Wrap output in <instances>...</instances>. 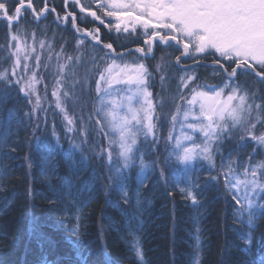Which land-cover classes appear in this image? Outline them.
Masks as SVG:
<instances>
[{
    "label": "snow or ice",
    "instance_id": "obj_1",
    "mask_svg": "<svg viewBox=\"0 0 264 264\" xmlns=\"http://www.w3.org/2000/svg\"><path fill=\"white\" fill-rule=\"evenodd\" d=\"M63 4L61 15L54 0H0V105L13 96L17 104L24 105L22 115L15 107L9 109V129L13 122L19 125L26 120L39 151L40 138L35 133L42 122L47 126L49 108H54L62 114L66 131L74 132L77 120L69 115L67 105L75 103L77 90L83 91L94 78L93 111L88 113L87 121L81 116L79 122L83 127L94 121L102 141L107 142L94 145L92 154L108 169L109 189L117 191L128 205L133 195L125 175L129 169L138 166L141 173L159 169L165 179L168 170L173 169L187 177L183 186L177 185L179 193L197 205L198 178H192L191 173L197 166L209 173L217 171L215 158L221 156L219 171L209 179L217 184L223 181L234 201L237 223L243 225L244 217H248L247 233L234 229L243 242V247L236 246L237 251H248L258 219L253 211L258 203L254 197L264 192V160L253 163L256 146L264 147V0H63ZM48 15H54L57 27L61 21L66 26L71 18L77 34L73 54H68L63 44L57 51L55 35L51 39L47 36L49 26H40ZM89 24L94 26L89 28ZM113 32L116 39L123 35L137 46L130 49L122 43L118 51ZM105 34L108 42H104ZM141 35L142 44L138 39ZM86 42L103 55H92L91 67L81 76L79 68L86 53L80 48ZM159 45L179 54L174 60L162 57L150 70L144 61L155 58L154 49ZM171 68L180 75L170 76ZM200 68L211 69L217 83L200 81ZM157 75L161 90L153 92L150 88ZM241 77L251 78L254 84ZM172 80L176 81V89L170 92ZM49 87L52 100L48 97ZM165 121L169 126L167 137H163L167 156L161 167L158 158L147 160L146 156L159 152ZM9 134L0 132L5 144ZM82 134L87 136L86 131ZM52 135L59 146L55 123ZM86 142L70 141L76 149ZM141 144L146 145L144 151ZM250 145L252 152L245 161L242 153ZM145 179L140 177L138 183L143 185ZM28 194H33L31 188ZM135 194L138 197V189ZM66 195H72L70 186ZM50 203L55 206L56 201ZM260 208L264 214V204ZM79 213L77 208V223L72 228L77 236ZM129 251L144 264L137 239ZM194 255L193 264H201L198 248ZM259 264H264V259Z\"/></svg>",
    "mask_w": 264,
    "mask_h": 264
},
{
    "label": "trees",
    "instance_id": "obj_2",
    "mask_svg": "<svg viewBox=\"0 0 264 264\" xmlns=\"http://www.w3.org/2000/svg\"><path fill=\"white\" fill-rule=\"evenodd\" d=\"M54 3L63 15V0H54ZM31 18L29 13L28 19ZM54 19V15H48L40 26H49L47 36L51 39L55 35L57 51L63 44L65 51L73 54L77 34L72 28L71 18L66 26L59 22V27ZM93 26L88 25L89 28ZM101 30L107 32L102 26ZM111 35L118 51L122 43H127L130 49L137 46L128 43L123 35L119 39H116L115 32ZM136 38L128 37V40ZM138 39L142 44L143 36ZM108 41L105 34L104 42ZM90 46L86 42L80 48L81 53H86L79 68L81 76L91 67L89 58L92 55H103L99 49L91 48L89 51ZM154 51L155 58L149 57L144 61L150 70L161 62L162 57L174 60V56L179 54L163 45L155 47ZM187 63L192 62L189 60ZM169 75L178 77L180 72L171 68ZM199 76L200 81H216L211 76V69L200 68ZM247 78L241 77L254 84L251 78ZM175 89L176 81L172 80L169 91ZM150 90L160 92L159 75ZM48 97L52 100L51 87ZM77 97L75 103L70 101L67 105L69 115H74L77 120L75 131L68 133L62 114L49 108L47 126L42 122L40 130L35 133V137L40 138L39 151L36 150L32 127L27 126L26 120L19 125L13 122L10 129L8 126L9 109L15 107L22 115L24 105L17 104L15 96L7 104L0 105V131L10 132L7 144L0 140V264H140L134 253L129 251L134 238L143 249L144 264H193L197 248L201 264H251L258 258L264 259V214L260 208L264 204V193L258 199L255 212L258 219L252 244L246 252L237 251L236 246L243 247V242L237 238L234 229L244 233L249 229L236 222L234 201L225 191L223 181L217 184L209 179L219 171L221 156L216 159V165L219 163L217 171L209 173L200 170L199 166L193 171L192 178H198L199 185L197 205L182 197L170 177V169L165 179L159 169L141 173L138 166L125 173L133 193L131 203L125 205L119 193L109 189L106 165L92 154L94 145L106 144V141H102L94 121L83 127L79 122L81 116L87 121L88 113L93 111L96 99L94 78L90 84H85L83 91L77 90ZM53 123L60 137L59 146L52 135ZM84 131L87 132L86 137L82 134ZM168 131L165 121L160 133L159 152L146 156L147 160L158 158L161 167L167 156L163 137H167ZM85 139L87 142L78 149L70 143L80 144ZM256 147L258 151L253 163L264 160V149ZM252 148L250 145L247 149L252 152ZM224 152L226 156L227 149ZM141 176L147 179L141 188H137ZM69 186L71 196L66 195ZM30 188L31 196L28 194ZM137 189L140 190L138 200L135 198ZM52 199L56 201L55 206L50 203ZM77 208L81 217L79 236L72 232L77 223L74 217Z\"/></svg>",
    "mask_w": 264,
    "mask_h": 264
},
{
    "label": "rangeland",
    "instance_id": "obj_3",
    "mask_svg": "<svg viewBox=\"0 0 264 264\" xmlns=\"http://www.w3.org/2000/svg\"><path fill=\"white\" fill-rule=\"evenodd\" d=\"M84 2H90V0H84ZM78 9V8H77ZM142 36V35H141ZM92 47L90 46V48H88V50L90 51V50H92L91 49ZM90 53V52H89ZM247 78V77H246ZM248 79V78H247ZM215 83H217V81H214ZM177 128H179V126H177ZM1 132V131H0ZM196 135V137H197V139H198V141H199V133H196L195 134ZM0 140H2V139H0ZM107 143V142H106ZM140 148H141V151H144L145 149H146V145H143V144H141V146H140ZM263 149H264V147H262ZM248 153H250V151H248V149H246L242 154H244L243 155V158H244V160L246 161L247 159H248ZM233 155H235V153L233 154ZM217 157H219V156H216V158L215 159H217ZM220 158V157H219ZM218 158V159H219ZM226 162L225 163H227V159L225 160ZM219 164V163H218ZM217 164V165H218ZM137 165H138V162H137ZM138 168V167H137ZM139 169V168H138ZM171 170V173H170V177H171V179L173 180V182L176 184V185H178V184H180L181 186H183V182L184 181H186V179H187V177L185 176V174L182 172V171H178V170H173V169H170ZM192 175H193V172L191 173V177H192ZM142 177V176H141ZM137 188H141V185L138 183V185H137ZM139 192H140V190H138ZM263 193L264 192H261L258 196H256V197H254V200L255 201H258V199H259V196L260 195H263ZM135 198L138 200L139 199V195H138V197H137V195L135 194ZM258 209V203L257 204H255L254 205V209H253V211H254V214H255V212H256V210ZM247 219H248V217L247 216H245L244 217V224L243 225H241V226H247ZM260 260H262L261 258H258L257 259V262H259Z\"/></svg>",
    "mask_w": 264,
    "mask_h": 264
}]
</instances>
